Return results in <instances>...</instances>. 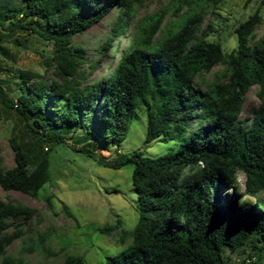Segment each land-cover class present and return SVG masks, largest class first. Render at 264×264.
<instances>
[{"label":"trees","instance_id":"1","mask_svg":"<svg viewBox=\"0 0 264 264\" xmlns=\"http://www.w3.org/2000/svg\"><path fill=\"white\" fill-rule=\"evenodd\" d=\"M23 1L21 20L13 22V12L4 13L0 26L37 33L51 48L44 62L52 77L22 69L13 80L15 102L1 89L0 94L4 107L22 116L37 148L74 125L84 132L73 139L93 147L117 144L140 109L146 116L145 143L174 142L173 149L157 157L136 149L114 161L77 150L100 166L133 164L138 218L129 231H122L129 244L106 256L103 264H228L226 248H247L248 264H264V35H255L260 13L254 11L236 25V47L226 54L218 42L206 39V12L197 9L222 0L171 2L165 12L182 21L162 38L155 36L162 14H149L129 28L137 6L151 0ZM111 10L116 14L99 56L87 58L85 47L72 39ZM120 35L126 43L118 53ZM106 53L111 59L105 70L88 81ZM219 64L215 77L204 80L203 74ZM253 86L258 106L250 119L240 118ZM9 143L14 165L0 169V186L35 196L49 180L48 152L30 169L23 144L15 139ZM239 173L245 177L242 191ZM32 214L27 206L0 199V264H20L6 253L13 240L6 229L9 220L20 219L23 225ZM60 264H84V259L68 254Z\"/></svg>","mask_w":264,"mask_h":264},{"label":"rangeland","instance_id":"2","mask_svg":"<svg viewBox=\"0 0 264 264\" xmlns=\"http://www.w3.org/2000/svg\"><path fill=\"white\" fill-rule=\"evenodd\" d=\"M176 1L151 0L137 6L130 30L136 23L144 22L147 15L162 14L163 21L155 36L162 38L176 31L182 20L171 11L165 12L168 5ZM245 1L222 0L216 6L203 4L197 7L206 12L202 26L207 29L206 39L218 42L226 54L236 47L234 28L254 11L261 15L260 24L255 29L256 38L264 35V0ZM23 5V0H0V17L13 12L11 20H21L19 13ZM115 14V10H111L103 20L73 37V44L85 47L87 58H98V49L110 32ZM31 22L38 23L40 30L44 28L42 22ZM120 39L118 53L126 43V36L120 35ZM50 51V46L37 33L0 26L1 91L15 102L16 86L13 80L22 69L51 78V67L44 62V58L50 56ZM110 59L109 53L102 56L101 63L88 75L87 80L98 78ZM221 69L222 65L219 64L204 73V80H212ZM255 91V86L248 91L240 118L250 119L257 108ZM62 126L66 128L64 124ZM92 127L97 128L98 125L94 123ZM71 128L63 132L61 138L53 137L58 141L42 142L39 149L22 116L15 109L4 107L0 94V169L4 171L14 165V152L9 143L11 139L23 144L30 157V169L44 152H48L49 158V180L36 191L35 196L4 190L0 186L1 200L22 204L33 210L26 224L18 223L20 219L9 220L6 229V233L13 238L6 247V253L19 260L20 264H60L68 254L82 256L84 264H103L106 256L117 253L129 244V235L122 231H129L138 218L136 194L131 183L133 164H124L119 168L100 166L78 149L84 148L104 160L114 161L136 149L141 150L145 157H157L174 148L171 140L144 142L146 116L141 109L132 115L126 137L117 144L98 142L93 147L89 141L72 138L84 132L80 126ZM244 178L243 173L238 174L240 191L243 190ZM261 197L264 199V194ZM247 252V248L244 251L226 248L224 257L228 264H248L245 261ZM255 252L252 251L253 254Z\"/></svg>","mask_w":264,"mask_h":264}]
</instances>
